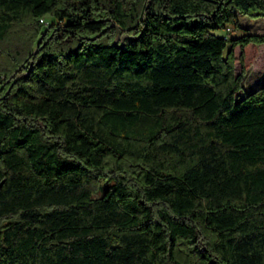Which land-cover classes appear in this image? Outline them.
<instances>
[{
  "label": "trees",
  "instance_id": "16d2710c",
  "mask_svg": "<svg viewBox=\"0 0 264 264\" xmlns=\"http://www.w3.org/2000/svg\"><path fill=\"white\" fill-rule=\"evenodd\" d=\"M238 13L264 0H0V264H264Z\"/></svg>",
  "mask_w": 264,
  "mask_h": 264
},
{
  "label": "rangeland",
  "instance_id": "374dc122",
  "mask_svg": "<svg viewBox=\"0 0 264 264\" xmlns=\"http://www.w3.org/2000/svg\"><path fill=\"white\" fill-rule=\"evenodd\" d=\"M239 21L242 27L247 28L252 33L264 34V16L249 17L238 13ZM232 34H239V30L232 28ZM235 68L240 71L239 47L235 48ZM264 85V43L258 46L257 56L251 61L247 74L243 81V90L237 93V98L244 95V92H250L258 86Z\"/></svg>",
  "mask_w": 264,
  "mask_h": 264
},
{
  "label": "built area",
  "instance_id": "2783aa9c",
  "mask_svg": "<svg viewBox=\"0 0 264 264\" xmlns=\"http://www.w3.org/2000/svg\"><path fill=\"white\" fill-rule=\"evenodd\" d=\"M225 30H226L225 31L226 33H225L224 37L226 38L227 34L231 31V27L227 26Z\"/></svg>",
  "mask_w": 264,
  "mask_h": 264
}]
</instances>
